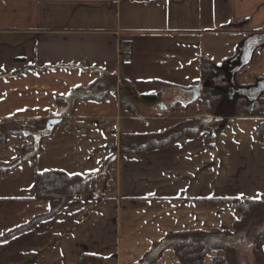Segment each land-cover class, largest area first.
<instances>
[{"label": "crops", "instance_id": "1", "mask_svg": "<svg viewBox=\"0 0 264 264\" xmlns=\"http://www.w3.org/2000/svg\"><path fill=\"white\" fill-rule=\"evenodd\" d=\"M122 43L129 66L118 63ZM203 58L213 69L204 80ZM110 78L137 96L188 95L176 98L187 107L160 113L139 105L142 115L133 117L120 108L118 89L104 101L78 102L68 129L56 127L34 161L0 176V264H144L175 234L210 247L202 264H212L224 251L208 238L236 235L231 201L264 196V117L240 116L228 119L210 149L200 134L116 155L105 197L74 199L2 240L49 212L34 197L37 174L86 177L111 156L120 134H158L207 116L194 102L200 88L224 83L236 93L227 106L237 97L255 100L252 89L264 87V0H0V123L55 118L56 98ZM29 143L9 136L0 166L17 162V148ZM261 249L264 258V239ZM149 264L180 263L167 248Z\"/></svg>", "mask_w": 264, "mask_h": 264}, {"label": "trees", "instance_id": "2", "mask_svg": "<svg viewBox=\"0 0 264 264\" xmlns=\"http://www.w3.org/2000/svg\"><path fill=\"white\" fill-rule=\"evenodd\" d=\"M200 71L202 80L211 77L213 72L210 63L204 58L201 59L200 62ZM109 80L112 81L109 85L105 86V83L99 82L86 89H77L67 97L56 98L55 118L61 120L59 126L71 118L75 105L78 102L87 100H95L98 102L104 101L109 92H115V81L113 78H110ZM119 82L120 85L118 86L119 89L117 93L119 106L128 111L133 117H137L138 114H134L132 109H130V105H128L131 98L135 99L138 105L141 106H154L160 101L159 95L137 96L129 83L121 79ZM95 90H105V93L100 97L95 96L93 95ZM194 102L200 103L204 107L207 116L186 121L158 134H120L118 136V147H112L111 156L102 163L100 169L96 173L89 174L86 177H80L77 175L68 176L60 172H43L37 174L35 178L34 197L35 200L47 202L50 206L49 212L45 215L33 218L23 227L16 229L3 237L2 240L30 230L41 221L55 216L74 199L80 198L91 200L94 199L95 196H98V198L105 197L106 193L112 188V183L109 182H113V177H109L107 173L109 168L115 163L116 155H137L162 149L181 139H193L200 134H205V147L210 149L212 148L213 139L222 133L228 119L240 116L264 117V94L259 95L252 101H249L244 97H237L231 105L227 106L223 102L222 95L203 92L201 96L199 95L194 100ZM186 107L187 106L176 104L166 112L175 111V109L185 110ZM215 116L219 118L223 117V120L216 121ZM47 122L48 120L33 121L34 128L32 130L28 127H19L9 122L0 123V145H4L9 136L19 137L22 142L31 139V143L17 148V152L19 153V159L17 162L7 166H0V176L5 175L13 168L23 163L34 161L37 158L42 151L40 145L41 141L51 134V132H43ZM25 131H31V133L39 132V134L34 135L27 132L25 133ZM258 132H260V128ZM101 180H103L102 183ZM231 203L239 216V219L233 224V233H236L247 225L254 212L261 207L264 203V196L257 200H233ZM261 245L262 243H260L259 249H256L254 253L256 264H264L263 252L260 247ZM155 248L156 250L152 253V256L149 257L147 255L144 259V264H149L156 260L161 252L167 248L173 249L180 264H202L204 257L211 250L203 242L188 240L184 235L180 234L166 236L161 242L155 245ZM96 263L99 264L97 261ZM212 264H228V260L220 253H217Z\"/></svg>", "mask_w": 264, "mask_h": 264}, {"label": "rangeland", "instance_id": "3", "mask_svg": "<svg viewBox=\"0 0 264 264\" xmlns=\"http://www.w3.org/2000/svg\"><path fill=\"white\" fill-rule=\"evenodd\" d=\"M212 75H213V72H212L211 76ZM103 81L104 82H101V83H105V86L112 83V81H110L108 79L103 80ZM119 83L120 82L117 81L115 84H118L117 86H119L120 85ZM116 89H119V88L117 87ZM106 90H107V88H106ZM215 90L216 91H213V90H210L209 88L208 89L206 88L205 91H202V89L200 88L199 95L201 96V94L203 92L220 94L223 97L224 104H226L228 102V99H230V97H233L232 96L233 94H236V93H231L230 89L225 88L224 83H222L220 86H218ZM252 90H254L253 92H255L258 96L261 94H264V87H262V86H261V89L260 88L258 89V86H257V87H254ZM104 93H105V90H99V91L95 90L93 95L100 97ZM177 94L178 95L176 96V98L178 96H180V97L184 98L185 100H186V98L189 99L188 95H186V96L182 95L181 96V94L179 92H177ZM258 96H256V97H258ZM176 98L175 97L173 98L171 96H168V97H161L160 96L159 103H157V105H154L155 111L162 113L164 111H167L168 109H171V107H174L176 104L181 105L180 102H177L178 99H176ZM128 105H130V109H132L134 114L142 115V113L139 110L140 109L139 105L135 101V99L131 98ZM162 106L165 107V110L160 108ZM175 111H179V110L175 109ZM221 120H223V117H221V118L216 117V121H221ZM67 121L70 123L69 120H67ZM182 123H184V122H182ZM13 124L17 125L19 127H28L31 130L34 128L33 123L27 124V125L24 123H22V124L21 123H13ZM69 127H70V125H69ZM26 132L31 133V131H25V133ZM31 134L37 135V134H39V132H35V133H31ZM107 174L109 177H113L111 168H109ZM102 181L103 180H101V183H102ZM109 183H112V182H109ZM99 188H100V186H99ZM235 234L236 235L233 237H228L227 235H224V234H222L221 236L210 237V239L208 238L209 241L206 244H208L211 247L218 248V250L221 249L222 251H224L223 257L227 258L228 264H256L254 253H255L256 249H259V245H260V243H262V241L264 239V203L261 205V207L258 210H256L254 212L253 216L251 217V219L249 220L247 225L244 228H242L240 231L236 232ZM211 235H217V234H211ZM210 240H211V242H210ZM253 247H254V249H253Z\"/></svg>", "mask_w": 264, "mask_h": 264}, {"label": "built area", "instance_id": "4", "mask_svg": "<svg viewBox=\"0 0 264 264\" xmlns=\"http://www.w3.org/2000/svg\"><path fill=\"white\" fill-rule=\"evenodd\" d=\"M118 63L121 66H129L131 64L130 54H129V45L127 43H122L118 50ZM70 123L65 121L62 124L63 129H68Z\"/></svg>", "mask_w": 264, "mask_h": 264}, {"label": "water", "instance_id": "5", "mask_svg": "<svg viewBox=\"0 0 264 264\" xmlns=\"http://www.w3.org/2000/svg\"><path fill=\"white\" fill-rule=\"evenodd\" d=\"M162 109H165V107H160ZM61 124V120L58 118H52L49 119L48 122L45 125V129L43 132H52L56 127H58Z\"/></svg>", "mask_w": 264, "mask_h": 264}, {"label": "snow or ice", "instance_id": "6", "mask_svg": "<svg viewBox=\"0 0 264 264\" xmlns=\"http://www.w3.org/2000/svg\"><path fill=\"white\" fill-rule=\"evenodd\" d=\"M259 195V194H258ZM242 198V197H241Z\"/></svg>", "mask_w": 264, "mask_h": 264}]
</instances>
